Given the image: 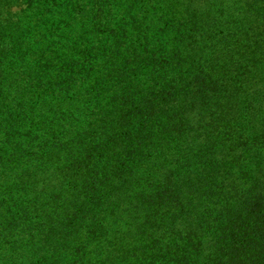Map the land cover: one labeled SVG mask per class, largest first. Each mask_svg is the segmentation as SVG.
<instances>
[{"label":"clouds","instance_id":"9594fccd","mask_svg":"<svg viewBox=\"0 0 264 264\" xmlns=\"http://www.w3.org/2000/svg\"><path fill=\"white\" fill-rule=\"evenodd\" d=\"M209 7L203 0H57L58 17L16 32L0 85V183L7 190L10 176L25 180L45 168L76 175L65 179L68 203L49 209L48 225L14 191L19 199L6 214L27 211L33 227L20 234L5 225L0 264H68L77 247L86 264H264V142L251 147L249 129L247 150L236 147L246 114L199 104L213 85L249 88L240 73L252 67L254 32H264V0H228L224 16L215 5L216 31L223 29L215 38L207 35ZM55 20L58 30L49 32ZM9 67L25 74L11 85ZM193 116L209 125L205 133L213 122L236 129L231 139L223 127L212 137L213 163H186L197 148L175 129L187 130ZM164 189L175 195L161 204ZM85 205L91 233L58 234L65 212Z\"/></svg>","mask_w":264,"mask_h":264},{"label":"trees","instance_id":"16d2710c","mask_svg":"<svg viewBox=\"0 0 264 264\" xmlns=\"http://www.w3.org/2000/svg\"><path fill=\"white\" fill-rule=\"evenodd\" d=\"M41 3L47 4L49 0H0V85H2L5 77V61L8 60V54L14 53L19 45V42L16 44L12 43V37L15 36L16 32L25 25L29 27L33 24L39 25L42 22L43 16H59V10L56 8L57 0H51L53 7H45L42 11L39 7ZM211 22L215 30L207 34L209 38L221 36L223 29L216 31L218 20ZM59 23V20H55L53 26L49 28L48 31L56 32ZM260 36L261 32L259 36L254 35L252 40L254 46L252 43L248 46L250 52H247V54L251 57L249 60L252 66L251 69L248 68L247 65H244V72L240 73L243 77V81L249 84V88L223 87L217 89L215 85H213V93L211 95L201 96L199 101L202 107L207 106L215 108L221 112L227 108L228 113L246 114V123H241V130L238 134L241 140L240 143L236 145V147L244 148L245 150H247L248 139L243 136V133L249 131V129H251V147H256L264 142V67H261V65L264 64V39H261ZM189 39L193 38L189 37ZM5 40H8L10 45L8 49L4 47ZM12 63V61H9V64ZM88 71L91 70L88 69ZM18 75L20 77L25 75L22 69L9 67L7 76L10 77V85L16 82ZM256 85L261 88L260 91L256 90ZM2 91V86H0V92ZM249 94L254 97L255 103L253 100L248 99ZM195 107L194 105L193 111H195ZM9 115L11 114L9 113ZM198 115L199 113H197V116ZM212 115L215 117L216 113L214 112ZM4 116L5 108L3 98L0 96V129H2L4 124ZM202 121V117L197 119L196 116H193L192 123L187 130L183 127L175 129L177 134L181 136H184L185 132H187L184 138L188 141V145L197 148V151L192 152L191 155L185 154L187 156L186 163H190L193 160H207L208 163H213V157L215 155V153H213V148L217 140L212 139V137H220L222 127L228 128L227 125L222 126L219 123L213 122L210 125L211 131L205 133L202 129L209 125H206ZM166 131L169 130L166 129ZM232 134H236V129L228 128L227 131L223 132L225 139H231ZM196 141H199V144H196ZM230 150L234 149L230 148ZM74 167L79 169L80 165L76 164ZM25 175V180H21L20 177H16L15 175L10 176L9 180L11 183L7 190L4 188L3 184L0 183V232L3 231L5 225H7L9 229L18 230L20 234L27 233L30 228L33 227L27 223L30 218L27 211L12 215L6 214L12 213V208L16 207L17 199H19V197L14 198L15 190H22L23 196L28 198L27 204L29 207L33 209L38 207L40 209L39 215L44 216V220L42 221L43 224L48 225L51 223L54 217L50 214L49 209L55 210L65 208L68 203L66 196L69 190L65 187V179L75 176L76 173L71 169L61 171L59 169L45 168L38 171L34 176L31 173H26ZM0 180H2V177H0ZM5 193H7V199H5ZM174 195L171 189H164L160 196V203L163 204L165 199L171 201ZM96 203L99 205L101 202L96 201ZM261 207L262 199L258 195L251 206L252 213L259 214ZM113 212L109 214H113ZM92 219L94 218L88 215L86 205L76 209L72 214L65 212V220L59 225L57 232L72 240H79L81 236H86L91 233L92 229L90 223ZM45 239H47V234L45 235ZM82 251L83 249L81 247H77L75 256L68 261V264H86L84 255H80ZM69 255H73V253L69 251ZM156 258L164 259V256L161 253L158 254Z\"/></svg>","mask_w":264,"mask_h":264},{"label":"rangeland","instance_id":"374dc122","mask_svg":"<svg viewBox=\"0 0 264 264\" xmlns=\"http://www.w3.org/2000/svg\"><path fill=\"white\" fill-rule=\"evenodd\" d=\"M179 2H180V0H177V3H179ZM203 2L206 3V4H208V5H210L209 9H207L205 11L204 17L206 19V22L208 24V27L210 29V32H212V31L215 30V28L212 27V25H211L212 22L211 21L215 22V21L218 20V17L213 16L211 14L212 8H215V5H217V4L222 5V7L215 8V11L217 13H219V16H224V14L227 11V9L225 7H223V5H225L228 2V0H203ZM260 32H261L260 38L261 39H264V32H262L260 29L257 28V30L254 32V34L252 36V40H253L254 35H258L259 36ZM252 45L254 46V43H252ZM255 87H256V90L257 91H260L261 90V88L258 87L257 85Z\"/></svg>","mask_w":264,"mask_h":264}]
</instances>
